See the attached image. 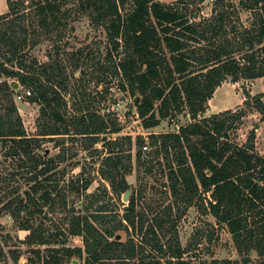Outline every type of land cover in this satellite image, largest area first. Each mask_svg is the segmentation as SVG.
Returning <instances> with one entry per match:
<instances>
[{
  "label": "trees",
  "instance_id": "trees-1",
  "mask_svg": "<svg viewBox=\"0 0 264 264\" xmlns=\"http://www.w3.org/2000/svg\"><path fill=\"white\" fill-rule=\"evenodd\" d=\"M25 1L6 0L9 11L0 15V74L16 78L30 90L26 98L40 105L41 117L63 123L45 126L38 135L68 134L73 126L74 134L95 144L100 134L118 132L116 122L110 127L104 115L87 104L73 103L70 123L64 120L60 108L66 110V102L61 91L67 90V78L59 76L63 74L62 63L39 66L35 57L28 60V50L41 36L48 37L51 31L66 27L67 23L60 20L67 19L69 13L58 16L62 0H28L33 9L19 13L18 9L26 8ZM124 2L81 0V5L89 13L91 23L105 30L110 47L106 56L110 58L115 52L117 60L111 66L102 65L103 72L119 79L121 88L132 95L141 126L150 130L181 111L190 118L177 131H150L151 149L148 157L142 158L150 170L164 164L170 200L161 203L158 213L150 218L139 205L141 191L138 195L132 192L120 214L103 187L102 193L91 195L93 211L71 209L54 232L41 222L34 225L28 218L19 223L21 229L28 231L23 239L32 253L28 264H64L73 257L80 259V264H165L161 257L166 258L167 264H189L183 259L187 249L180 246L174 224L190 206L225 224L244 261L249 260L250 251L264 256V155L255 151V129L245 144L229 138V130L249 110L262 113L264 118V92L251 96L244 91L243 107L204 115L208 100L223 81L264 76V0H241L242 7L254 13V19L237 38L227 35L222 10L195 20L187 16V7L164 5L158 0H132L131 9L123 16L120 5ZM179 3L187 6L185 1ZM223 3L224 0H216L214 10L221 9ZM0 92L10 99L20 93L8 82L1 83ZM15 110L12 105L0 113V139L12 143L5 155L23 156V168L32 161L27 172L37 168L27 179L31 184L24 195L18 193L19 189L10 191L13 196L0 208V212L8 211L17 220L22 212L33 216L45 214V206L54 210L61 192L50 173L55 168L54 159L33 155L40 139L26 133ZM132 141L131 135L108 141L110 150L99 164L100 177L116 195L131 187L126 175L132 170ZM134 143L139 148L136 157L140 158L145 139L137 136ZM79 181L77 178L70 184L76 183L79 190ZM82 184L85 189L90 183L84 180ZM168 225L170 228L166 229ZM129 227L137 240L116 238L119 231ZM68 234L81 237L83 246L53 245L58 236ZM42 245L44 249L39 247ZM19 255L13 251L12 260L17 262ZM210 264L240 263L223 258L212 259Z\"/></svg>",
  "mask_w": 264,
  "mask_h": 264
},
{
  "label": "rangeland",
  "instance_id": "rangeland-1",
  "mask_svg": "<svg viewBox=\"0 0 264 264\" xmlns=\"http://www.w3.org/2000/svg\"><path fill=\"white\" fill-rule=\"evenodd\" d=\"M62 1L58 16H61V13H69L67 19L61 17L60 20L67 23L66 27H59L51 31L48 37L41 36L39 42L29 48L28 60L30 57H35L39 66L55 61L62 63L63 74L59 76L67 78L65 80L67 90L61 91L67 111L63 109L64 107H61L60 110L65 121L70 123V114L73 115L74 112L72 110L73 103H81L87 104L91 109L103 114L110 127L113 122H116V127L119 130L118 132L109 131L100 134L95 144H89L86 137L74 134L73 126H70L71 131L68 134L41 136L38 134L45 126H62L63 123L57 124L52 119L41 117L40 105L29 101L26 97L18 99L14 95L10 99L4 97L0 92V113H4L8 107L14 105L15 114L20 116L26 133L29 136L39 137V145L33 148V155L35 157L42 156L43 160L54 159L55 168L50 173H53V180L58 183L57 190L61 192L54 210L48 206L43 208L45 214L35 213L33 216H26L22 212L15 220L8 211L0 212V264H28V257L32 253L23 242L28 231L19 227V223L28 218L34 225L41 222L48 231L54 232L57 230L56 226L63 225L65 217L70 214L71 209L81 213L93 211L94 207L90 206L91 195L95 192L102 193L103 187H106L108 196H111V201L117 206L120 214L123 212V205L128 201L123 200L125 191L116 195L112 192L109 183L102 179L98 172L102 157L110 150V145L107 142L114 141L121 135H131L133 140L131 146L132 170L126 175L127 182L131 184L129 196L132 192L138 195L141 191L139 205L144 207L148 217H153L158 213L161 203H167L170 200L164 164L155 165L150 170L149 164H144L142 155L140 158L136 157L139 148L134 141L137 136H142L145 139L144 144H148L150 131H177L178 126L186 124L190 120L185 114L186 112L181 111L172 119L161 120L158 126L150 130L144 129L141 126V120L136 117V107L132 95L129 91L121 88L119 79L111 77L108 72H103L102 65L111 66V63L117 60L115 52H112L110 58L106 56L110 47L104 28L96 27L91 23L89 13L82 7L81 0ZM158 1L164 5L187 7V16L195 20L209 18L213 13L222 10L226 18L227 35L232 38L239 37L240 31L250 27L254 19V13L243 8L241 0H224L222 8H217L216 11L214 10L216 0ZM179 1H185L187 6ZM132 3V0H125L123 5H120L121 15H126L131 9ZM31 5L26 0V8L18 9L19 13L31 11L33 9ZM8 11L6 0H0V15ZM192 15H194L193 18ZM75 63H78L77 70L74 69ZM3 82H8L10 85L17 82L20 93L27 89L20 85L16 78L0 74V85ZM244 91L250 93L251 96L264 92V76L237 82L223 81L209 100V111L213 114L219 108L236 110L243 107ZM262 99L264 101V97ZM119 102L120 105L117 107ZM252 129H255V151L264 155V118H262V113L254 109L249 110L236 123L235 127L229 130V138L239 145L245 144ZM118 143H122V141L119 140ZM11 144L9 141L3 142L0 139V208L10 196H13L10 191L19 189L18 193L24 195V191L31 184L27 179L37 169L27 172L29 166L33 164L32 161H28L27 168L20 167L21 159H23L21 155L6 156L5 153ZM149 149H151L149 146L148 149H145L147 155ZM141 150H144L142 146ZM77 178L81 179L78 184L79 190L76 188V183L70 184ZM84 180H88L90 183L85 189L82 187ZM173 218L174 216L171 219L173 220ZM169 223L171 224V222ZM174 225L180 246L187 249V252L183 254V259L189 261V264H210L212 259L223 258L237 259L240 264H264V256H259L255 251H250L249 260L244 261L242 255L235 249L232 236L225 224L218 222L211 214H202L195 206L188 207ZM165 228H170V225ZM118 233L122 241H126L130 237L137 240L131 227L127 231L123 230ZM165 236L169 237V233H166ZM57 239L53 244L57 247L62 244L66 247L83 246L81 237L76 235L58 236ZM59 240H63V243ZM39 247L44 249L45 245ZM13 251L20 253L17 262L12 260ZM72 259H76L77 262L72 263ZM72 259L71 263L64 261V264L81 263L80 259L75 257ZM160 259L167 264L166 258L161 257Z\"/></svg>",
  "mask_w": 264,
  "mask_h": 264
},
{
  "label": "built area",
  "instance_id": "built-area-1",
  "mask_svg": "<svg viewBox=\"0 0 264 264\" xmlns=\"http://www.w3.org/2000/svg\"><path fill=\"white\" fill-rule=\"evenodd\" d=\"M30 94H31V93H30V90H29V89H25L22 93L17 94L16 97H17L18 99H20L21 97H26V96H29ZM119 105H120V102L117 103V107H119ZM142 148L144 149V150H143V154H142V158H147L148 156H147V154H146V150H145V149H148V144H144V145L142 146Z\"/></svg>",
  "mask_w": 264,
  "mask_h": 264
},
{
  "label": "water",
  "instance_id": "water-1",
  "mask_svg": "<svg viewBox=\"0 0 264 264\" xmlns=\"http://www.w3.org/2000/svg\"><path fill=\"white\" fill-rule=\"evenodd\" d=\"M11 87H12L13 89H17V88H18V83H17V82H13V83H11ZM207 172H209V171L207 170ZM130 191H131V189L129 188V189H128L127 191H125V193L123 194V200H124V201H127V200H128V197H129ZM116 238L119 239V238H120V234H117V235H116ZM76 262H77L76 259H72V263H76Z\"/></svg>",
  "mask_w": 264,
  "mask_h": 264
},
{
  "label": "crops",
  "instance_id": "crops-1",
  "mask_svg": "<svg viewBox=\"0 0 264 264\" xmlns=\"http://www.w3.org/2000/svg\"><path fill=\"white\" fill-rule=\"evenodd\" d=\"M210 99H211V98H210ZM210 99H209V100H210ZM209 100H208V106H209ZM219 111H222V109L219 108L218 111H216V112H219ZM211 114H212V113L209 111V107H207V109H206L204 115H205V116H208V115H211ZM155 132H156V131H155Z\"/></svg>",
  "mask_w": 264,
  "mask_h": 264
}]
</instances>
